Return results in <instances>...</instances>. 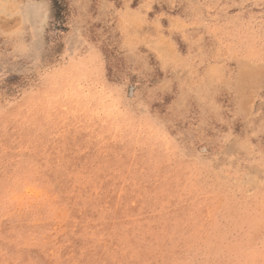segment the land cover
Returning <instances> with one entry per match:
<instances>
[{"label":"rangeland","instance_id":"374dc122","mask_svg":"<svg viewBox=\"0 0 264 264\" xmlns=\"http://www.w3.org/2000/svg\"><path fill=\"white\" fill-rule=\"evenodd\" d=\"M0 0V264H264V0Z\"/></svg>","mask_w":264,"mask_h":264},{"label":"trees","instance_id":"16d2710c","mask_svg":"<svg viewBox=\"0 0 264 264\" xmlns=\"http://www.w3.org/2000/svg\"><path fill=\"white\" fill-rule=\"evenodd\" d=\"M62 3H63V0H53V4H54L55 6H57V8H59V9H58V10H59V13H60L61 10H62V8H61Z\"/></svg>","mask_w":264,"mask_h":264}]
</instances>
